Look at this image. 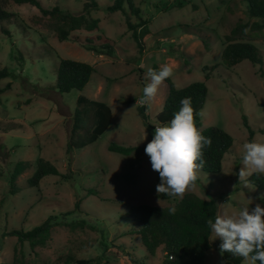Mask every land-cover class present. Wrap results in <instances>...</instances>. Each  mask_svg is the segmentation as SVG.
Wrapping results in <instances>:
<instances>
[{
  "label": "rangeland",
  "instance_id": "rangeland-1",
  "mask_svg": "<svg viewBox=\"0 0 264 264\" xmlns=\"http://www.w3.org/2000/svg\"><path fill=\"white\" fill-rule=\"evenodd\" d=\"M1 1L15 16L0 22V70L7 68L12 73L0 79V89L11 83L10 89L0 93V264H68L70 256L98 258L103 264H132L128 253L143 258L144 250L130 234L129 207L167 206L181 199L158 197L160 177L144 151L169 93L164 81L156 96L144 102L143 87L151 82L148 73L154 66H171L170 79L176 88L205 81L209 92L203 116L198 115V129L218 126L234 138L222 171L212 174L199 169L197 180L184 195L214 199L218 214H231L243 206L253 208L256 203L264 206V190L249 181L245 186L237 175L243 144L249 142L244 116L256 132L254 140L264 142V26L260 32L241 31L236 36L258 48L262 65L243 60L228 67L223 60L225 35L257 20L248 16L247 1L180 0L184 6L178 7L174 5L178 0H137L150 21L146 49L141 53L126 16L107 10L114 0H98L101 8L92 15L99 18L100 30L91 36L104 34L113 39L112 56L90 51L78 42H60L55 22L31 4ZM40 1L45 8L58 5L75 14L83 12V0ZM3 28L10 34L3 33ZM80 34L85 37L88 32ZM59 57L96 68L83 90L58 91ZM206 73H210L207 80ZM80 95L106 102L113 112L112 122L97 141L68 153L71 118ZM113 142L143 150L130 155L112 152L109 145ZM39 156L61 173L70 167L72 177L52 175L42 180L40 188L31 186L28 179ZM20 161L29 167L12 182ZM49 217L57 225L43 245H20L10 235L14 229L30 230ZM211 239L220 241L214 234ZM164 256L160 247L149 262L160 264ZM204 264H222L220 251L210 249ZM243 264L252 262L244 259Z\"/></svg>",
  "mask_w": 264,
  "mask_h": 264
},
{
  "label": "trees",
  "instance_id": "trees-1",
  "mask_svg": "<svg viewBox=\"0 0 264 264\" xmlns=\"http://www.w3.org/2000/svg\"><path fill=\"white\" fill-rule=\"evenodd\" d=\"M14 1L19 4H31L37 7L44 17L53 20L55 22L54 31H56L60 42L74 41L82 44L84 48L90 51L113 55L115 49L113 39L104 34L91 36L92 33L100 30L99 18L92 15L93 11H98L101 8L98 0H83V12L80 14H75L58 5L45 8L40 0ZM245 1H247L248 16L257 20L240 24L232 29L230 34L225 35L223 60L228 67H233L243 60H249L254 66L263 63L259 50L253 43L236 40L237 34L241 31L260 32L264 26V0ZM174 5L183 7L184 3L178 0V3ZM196 7L194 6V8ZM107 10L112 13L122 12L126 16L127 27L132 31L139 52L143 53L146 49L144 38L150 33V21L143 16L144 12L137 4V0H114L112 4L107 6ZM14 16L15 14L8 11L0 0V22L9 20ZM134 17L136 18L135 22L132 21ZM82 31L88 32V34L82 37L80 34ZM3 33L9 35L10 31L3 28ZM59 58L56 69V88L58 91L69 93L74 89L83 90L90 82L93 73L96 72V68L84 61ZM151 70H159V68L154 66ZM11 74L7 68H3L0 70V79ZM209 78L210 73H206L205 79ZM165 81L169 84V93L162 109L156 116L158 125L170 121L174 113L181 107V100L187 97L191 100L195 123L199 128L201 124L198 113L204 109L209 92L206 82L195 81L183 88H176L170 78ZM10 87L11 83L7 84L5 89H10ZM5 89H0V93ZM112 117V109L106 102L80 95L77 98V106L71 118L68 153L72 149H81L97 141L110 127ZM243 123L248 131V141H253L256 132L245 116ZM201 133L205 137L211 138V146L203 149L205 163L201 170L212 174L220 173L223 169L225 156L234 144V138L228 131L218 126L205 127ZM109 150L130 155L140 153L143 147H126L113 142L109 145ZM28 167L27 162H18L11 176L12 182ZM52 175L67 179L72 177L73 171L69 167L66 173H61L51 161L39 156L36 160V169L28 179V183L33 187L40 188L42 180ZM248 181L264 190V176L253 174L248 178ZM158 197L167 200L172 198L163 193H160ZM78 206L79 204L76 205V207ZM172 207L176 208L175 214L169 212ZM217 214L218 206L214 199L207 200L195 193H187L181 199L167 206L150 204L130 206L128 215L133 218V229L130 234L138 239L145 255L143 258H136L133 254L128 253L127 256L132 264H151L150 259L154 258L158 248L162 247L165 256L160 264H204L210 249L215 248L220 251L221 241L217 243L212 241L213 233L207 225V220L214 219ZM53 219V217H49L27 231L14 229L10 235L16 236L20 245L26 242L32 246L43 245L50 237L53 227L57 225ZM67 262L68 264H103L98 258L85 259L74 256H70ZM243 262L244 258L233 256L231 253L222 255V264H243ZM256 262L259 264V261Z\"/></svg>",
  "mask_w": 264,
  "mask_h": 264
},
{
  "label": "clouds",
  "instance_id": "clouds-1",
  "mask_svg": "<svg viewBox=\"0 0 264 264\" xmlns=\"http://www.w3.org/2000/svg\"><path fill=\"white\" fill-rule=\"evenodd\" d=\"M148 75L151 82L143 87L145 103L152 100L159 86L173 75V68L164 64L159 70H149ZM180 103L181 107L170 121L155 125L153 138L144 151L160 177L157 193L182 198L204 166L203 149L211 146V138L197 128L190 98L185 97ZM198 115L203 116V112ZM241 165L237 175L245 186L253 174L264 176V142L244 143ZM261 199L264 200V195ZM169 212L175 214L176 208H170ZM207 225L221 241V255L231 253L245 260L250 258L252 264L256 261L264 264V206L260 203L253 208L243 206L231 214H217L214 219L207 220Z\"/></svg>",
  "mask_w": 264,
  "mask_h": 264
}]
</instances>
